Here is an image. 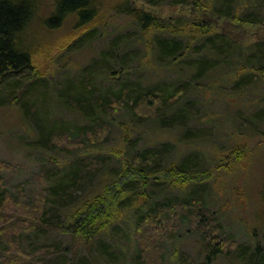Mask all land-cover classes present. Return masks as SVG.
Masks as SVG:
<instances>
[{
  "label": "rangeland",
  "instance_id": "rangeland-1",
  "mask_svg": "<svg viewBox=\"0 0 264 264\" xmlns=\"http://www.w3.org/2000/svg\"><path fill=\"white\" fill-rule=\"evenodd\" d=\"M194 1L157 7H150L143 0H136V3L164 20H174L180 15L202 18L205 0ZM207 1L231 13L232 16L220 18L216 27L232 33L238 43H252L264 37V0ZM137 26L128 16L108 12L98 25L97 34L75 40L71 36L73 23L69 20L51 31L36 23L31 28L36 43L32 45L35 46L31 69L34 72H27L34 79L30 82L25 79L0 81V161L9 165L7 169H0V178L4 181L0 194L4 191L15 194L20 183L25 184L28 193L34 194L52 186L75 167L80 158L102 155L106 158L99 171L91 173L71 197L53 208L49 216L51 228L39 227L24 232L20 236V247L36 256L34 264L44 261L136 264V259L140 258L137 256L132 198H127L128 206L122 205L120 211L115 212L113 224L97 237L92 252L73 236L69 223L77 208H83L86 201L93 202L98 195L105 196L108 201L126 198L116 185L131 179L124 174L121 178L125 160L131 162L139 153L168 145V153L157 166L162 170L149 180L145 210L150 211L156 204L164 205L168 200H182L187 204L199 196L207 211L217 217L219 228L211 231L210 227L206 233L200 228L197 217L179 224L173 220V226L159 230L163 234L160 253L163 264H184L183 253L191 262L204 264L208 252L217 245L208 241L213 237L237 245L228 246L233 250L227 248L210 264H249L241 256L243 251L248 253L246 257L255 253L256 264H264V134L257 133L262 128H255L252 123L254 112L264 104V85L258 84L256 77L243 86L245 99L242 102L248 105L242 108L235 104L241 101L235 95L243 89L225 83L214 94L206 88V83L221 78L228 66L221 63L212 80L198 77L186 82L185 97L170 104V110L161 115L155 114L160 112L162 101L146 119L136 116L129 106L123 107L101 118L108 129L105 133L94 141L88 136H77L74 139L77 146L71 145V140L65 142L63 148L55 146L54 141L41 134L39 124L45 125L44 121L50 123V127L57 124L60 133L77 135L80 134L78 129L90 125L70 104L72 96L78 94L74 87L83 82L107 89L114 78L116 88L127 83L135 92L147 91L161 83L169 89L179 84L175 72L145 65L152 60V54L143 44H135L140 35ZM190 53L198 54L194 50ZM163 61L167 63L169 59ZM94 62L92 69L86 70ZM187 104L189 110L183 123L165 125V118L176 115ZM190 156L195 158L191 165L196 171L184 176L177 170L170 171L172 164ZM222 159L224 161L220 162ZM43 170L46 178L36 176ZM114 180L117 181L115 185ZM137 185H130L125 193L132 195L131 188L136 189ZM114 209L119 208L115 206ZM153 232L151 230V235ZM257 248H260L258 252ZM3 250L0 246V262ZM150 264H160L157 256Z\"/></svg>",
  "mask_w": 264,
  "mask_h": 264
},
{
  "label": "trees",
  "instance_id": "trees-1",
  "mask_svg": "<svg viewBox=\"0 0 264 264\" xmlns=\"http://www.w3.org/2000/svg\"><path fill=\"white\" fill-rule=\"evenodd\" d=\"M143 1L150 7L186 3L185 0ZM194 2L198 3V0ZM201 10L203 17L199 19L196 16L180 15L174 20H164L151 9L139 7L136 0H0V81L17 82L25 79L30 82L34 79L27 72H34L31 69L34 67L35 46L32 45L36 43L31 34V28L36 23L51 31L62 27L69 20L73 23L71 36L75 40H81L97 34L96 29L104 21L106 14L115 12L132 18L138 25L140 35L135 40V44H143L152 54V60L145 65L162 71L175 72L176 81L179 84L174 89L170 84L171 89H169L161 83L147 90L148 92L145 90L135 92L127 83H122L119 89L116 88L114 78H111L112 83L107 89L96 88L94 84L83 82L74 87L78 94L73 95L70 101L73 109L90 124L78 129L79 135L71 132L60 133L57 130V124L54 123L51 127L46 121H44L45 125L39 124L40 121L34 114L33 118L39 124L41 134L54 141L55 146L59 145L63 148L68 140H71V145L77 146L78 143L74 140L77 136H88L93 141L96 140L99 135L108 130L106 122L101 118L111 116L112 113H117L126 106H129L136 116L146 119L151 117L150 113L154 107H158L159 101H162L163 105L159 107L161 110L155 115L166 113L168 109L170 110V104L185 97L186 82L198 77L212 80L221 63H225V66L228 65L230 68L226 66L221 78L209 81L210 83H206V88L208 87L216 94L220 85L232 83L237 89H243L235 95L241 99V101H235V104H238V108L247 106L248 103L242 102V99H245L244 84L249 80L254 81L256 77V82L264 85V37L252 43H238V39L232 33L227 34L216 27L220 18L232 16L229 11L222 10L207 0L204 1ZM246 18L249 19V17ZM191 50L197 51L198 54L190 53ZM165 58L169 59L167 63L163 61ZM175 59L176 62H174ZM94 65L95 62L86 70L92 69ZM34 74L36 75L37 72ZM257 109L252 117V123L255 128H262L257 133L264 134V104L259 105ZM187 110H189L188 104L176 115L165 118V125L183 123ZM235 143L238 145L237 142ZM164 146L139 153L132 158L131 162L125 160L121 178L124 174L131 179L128 183L119 181L117 184L114 180V185L119 187L118 189L126 195V198L117 197L108 201L105 196L98 195L93 202L86 201L83 208H77V211L72 213L73 218L69 223L72 234L83 242L90 252L97 237L105 231L106 227L113 224L111 222L114 221L115 212L120 211L122 205L128 206L127 198H132V207L136 216L135 239L137 256L140 258L139 261L136 259V264H150L155 256L160 264L164 263L160 254L163 251V234L159 230H163L166 226H173V220H177L179 224L182 220L191 221L193 217H197L200 228L205 231L210 227L213 228L211 231L219 228L217 217L207 211L203 199L199 196L194 197L187 204L182 200H168L164 205L156 204L150 211L145 210L146 190L151 184L149 180L154 173L162 170L157 166L169 151L168 145ZM193 158L190 156L172 164L170 171L177 170L183 176L185 173L196 171L197 169H193L191 165ZM105 161L106 158L103 155L96 158L82 157L75 167L73 166L52 186L45 187L34 194L26 191L24 183L16 187L15 194L2 192L0 194V246L4 248V256L0 264H34L36 256L25 252L20 247L21 234L39 227L50 229L49 216L54 212L53 208L71 197L91 173L101 169ZM223 161L224 159L220 162ZM7 168L9 165L0 161V169ZM36 176L46 178V171H40ZM122 181L124 182V179ZM136 183H138L137 188H131L132 195L126 194V190L130 189L129 186ZM3 184V178H0L2 189H4ZM115 206L119 209H114ZM53 226H59V224ZM149 228L155 231L154 235H151ZM208 241L210 244L217 245L208 252L207 261L204 264L213 262L215 257L226 252L227 248L229 251L233 250L228 246L237 245L226 240L220 242L218 237ZM259 250L260 248H257V252ZM247 254L244 251L241 252V256L247 263L256 264L255 253L246 257ZM182 257L184 264H195L194 261L191 262L186 258L184 253ZM43 264L53 263L44 261Z\"/></svg>",
  "mask_w": 264,
  "mask_h": 264
}]
</instances>
